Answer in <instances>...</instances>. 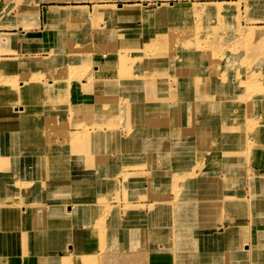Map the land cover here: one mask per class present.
<instances>
[{
    "label": "rangeland",
    "instance_id": "obj_1",
    "mask_svg": "<svg viewBox=\"0 0 264 264\" xmlns=\"http://www.w3.org/2000/svg\"><path fill=\"white\" fill-rule=\"evenodd\" d=\"M16 1L20 2L23 0ZM36 1L38 2L40 0ZM175 1H181L178 2L179 4L188 3V6H197V8L202 7L206 3H215L221 6L220 8L223 9L224 14L220 17H213L214 13L210 15H201L196 14L193 10H188L186 13L178 15L167 14L159 19H151L149 22L144 21L145 17L143 14L147 15L154 12L159 8V6L157 7L159 2L163 4L161 2L171 3ZM148 3H150V5ZM144 4L147 6L149 5L147 8H157L147 12L141 4L139 6L135 5L134 7H128V12L125 11L121 13L114 10L115 16L121 18L133 17L128 20H120L114 15H111L115 7L113 5L104 6V8L108 9V12L102 13L100 16H96L94 10L92 16L87 15L85 18H61L59 21L55 22L58 23L56 29L59 34L53 42L54 46L35 55L37 57L17 60L20 61V67H23L27 63L26 60L38 61L37 63H33L34 67H25V69L20 68L17 75L10 72L11 70L8 71L9 76L7 77L0 75V87H8L10 91L15 90L18 93V97H15L18 98V102L12 105L8 104V106L6 105L2 109H8L6 113H2V115L7 116V118L0 119H6L4 123H10V121L14 123L8 127L0 126L1 129L10 134L6 139L0 141V146L4 149H9L12 145L22 142L25 143L26 146L31 144L25 151L43 150L49 152L50 148L43 146L44 144L41 143L47 142L62 145L60 147L53 146V149H55L54 153L46 158L45 173L47 177L40 178L39 176L40 179H37V177L31 176L27 178L29 179L27 182L30 181L28 182L30 185L33 182H37L34 183L33 187L38 190L39 194L37 195H39V197L35 196V199H40V201L44 203L35 213L39 230L54 233L59 229L58 225L60 221L42 219L41 215L45 207H47V214H49V212L54 214L56 211L62 214L61 211L65 210V219L62 221L67 222L69 228L62 229L64 232L59 237L52 238L53 247L58 248V244L62 241V238H66L65 243L68 241L70 245L74 246V251L76 247V244H74L76 241V233L72 229L82 227L84 221L87 219L85 217L86 215L97 214L95 210L91 212L93 207L95 209V206L98 207V214L101 213L107 218V226L112 224L110 219V217L113 218L112 214L116 219H124L125 214H128L131 220L133 219L131 216L132 210L130 208L125 209L126 206H133L137 212V215L134 216V220L142 221L131 222L130 228L132 229V233L134 232V236L132 235L131 239H120L115 243L108 242L109 239L107 236L109 235L108 231L111 227L103 228L101 225L100 228L103 230L102 243L93 241L84 245L89 251L88 253L90 255L88 256H91L89 258L93 259V261L95 260L94 257L99 258L101 254L103 255L100 260L96 258L95 264H145L147 253L152 255L153 250L159 247L163 248L162 250L166 247L173 249L175 247V239H180L181 236H184V248L188 247L189 244L186 242H188V236L190 233L192 234L195 226L201 229L195 227L198 232H210L212 228L209 226L213 224L218 226L217 229H219V231L224 230L223 228L228 226L231 222L229 213H233V210L230 209L231 205L229 202L217 198H226L228 195H231L229 196L230 198H239L243 193L248 195L247 191H250L251 187L249 182L251 180L246 176H244L246 179L242 178L243 174L239 175L236 172L238 171L236 167L239 166L241 170H243L244 167L247 170L248 166L252 167L254 165L255 168H258V164L256 163L259 159L253 161L256 157H253L254 155L251 153L254 148H257L256 145L248 155L246 153H244V157L241 155L244 159L246 158V161L242 160L241 162L240 160H236L232 155H226L222 158V163L209 167L208 159H200V156L206 150H212L214 148L207 139V133L204 134L203 141H197L196 143L182 140L180 137L183 132L182 129L185 127V122H194V115L189 107H179L176 105V108H173L174 110H170L167 108L170 104H164L160 109L164 110L165 118L160 122H158V119L145 117L143 114L146 110L151 112L157 107V103L148 102L146 98L148 95L160 92L168 93L172 98L166 101L173 104L174 99L183 98L188 89L193 88L194 77H190L187 74L183 75L189 67L195 65L198 77L200 75L202 76V66L204 62L208 64L205 68H208L210 71L212 70L214 73H216V71L218 72L219 67L208 62L214 61L212 57L207 54V50L211 49V47H220L221 44L234 47V45L238 46V43H241L243 40L254 43L256 38H258V41L254 44L263 46L264 19L254 18L252 12L256 7L259 9L263 7L264 9V0H150L146 3L144 2ZM253 6L255 9L252 8ZM109 7H113V9L110 10ZM131 9L133 12H130ZM8 15L9 14L5 12L3 14V19L7 18ZM21 23H25L26 27L29 28L35 25L34 21H22ZM55 23L52 22L49 25L45 24L47 28L50 29ZM252 28H256L255 30L261 29V35L259 37L248 35L247 32L252 31ZM186 33L192 35L191 39L200 40V53L194 48L190 49L189 54L183 53L182 49L180 50V47L186 43L179 41L191 37V35H187ZM193 35L196 36V38L193 37ZM164 36L169 38V44L161 43L160 40L163 38L167 41ZM149 37H152L155 45H153ZM2 39L3 38H1V40ZM6 40L9 42L10 40L13 41L14 37L8 35ZM189 43L190 41H188V44ZM166 47L167 49L170 48L168 54H172L174 58V60H172V64H174L172 65V69L176 70V76L167 77V81H169L170 84L167 83L166 80L165 83L160 84L159 80L161 79L150 77L149 72L157 71L152 69H165V65L163 66L161 61L159 62V66L155 65V63L158 62V58L163 57V52L157 48ZM5 51L11 52L13 50L10 49ZM1 53L2 51H0V54ZM202 54L207 57L208 61ZM237 59L238 58L235 57L233 62H236ZM112 62L114 63L116 75H114V71L111 72L109 69L99 77L95 75V70L104 71V69H106V64L103 65L104 63ZM94 63H98V65L93 67ZM245 65H247V63H245ZM245 65L241 68L243 69ZM254 68H257L256 65ZM124 72H127L128 75H124V77L120 78ZM139 73H142V77H138ZM231 78L238 82L242 77L232 76ZM103 79L107 81L104 82L105 80ZM170 85L172 90H170ZM190 85L191 88H189ZM172 86L175 87V89ZM28 87H32L29 94L33 92V96L34 88L41 90L39 93L41 99H37L36 102L32 103L34 105L32 110L24 108V103L26 102L24 100V91ZM113 89H115L116 92L111 96H135V94L139 95L145 90L147 96H142L143 99L139 102L143 104L138 107L127 105L125 99L118 100L116 106V112H118V114L115 115L113 113L111 114V111L113 112L115 110V106L113 103H110L111 101L108 98L109 90ZM256 93L261 98L260 106L257 107V110L261 111L263 110L261 108V103L264 101V88L261 86ZM79 94L83 96H79ZM96 94L106 95L108 99L101 100V102L100 100H95ZM191 97L194 98L193 102L196 101L198 103L200 101L194 94H192ZM114 99L115 98H112V100ZM34 108H38V110ZM41 108L42 110H40ZM25 110L35 112V116L25 117L22 115V112H25ZM37 111L41 113H37ZM15 113L19 114V117H12ZM178 113H180V115ZM146 114L149 115L150 113ZM29 117L41 119L42 121L45 120V122L40 127L39 125L29 128L22 127L20 120H25ZM147 122L150 123L148 127L149 131H144L143 127L147 125ZM173 122H175V124H173ZM154 125L157 126L154 127ZM159 125H161V127H158ZM211 125V127H216L215 124L213 125L211 123ZM169 128L181 130L166 132ZM30 129L31 131L36 129L37 134L47 138L53 136L56 141L50 139L39 142H32L31 140L20 141L19 137L31 133ZM184 132L187 134L193 131ZM160 133L165 134L166 140L159 141L161 147L156 148L160 149L158 153H161L165 161L172 159L174 155H178V160L174 161L172 166L173 172L171 173L170 179L165 181V187L168 189L169 194L165 195V197L161 196L159 198H154L153 201L148 204V201L144 199L150 198L151 195L144 187L147 184L151 187V184L155 183V181L153 182L152 179H149L150 177L147 178V172H145L147 165L142 161H144V158L148 155L149 149L147 150V147L141 149L140 143L143 138H158L156 135ZM77 135L80 137L93 136V140L81 139L68 141L69 136L76 137ZM79 143L90 145L91 149L94 151L98 150L99 153L96 159L92 158V160L96 162V165L93 166L94 175L98 172L104 174L99 175L102 179L99 180L97 188L89 187L87 189L89 192L95 193V196L98 198H96L95 202L92 201L91 196L88 198L87 196L89 194L84 193L83 190V187L86 185L93 186L90 180L83 179V174L75 173L74 170L68 172L69 164L71 168L75 167L71 161L73 155L70 151L76 149ZM129 143H135V145L130 146ZM94 144H98V147H95ZM104 153L107 155H103ZM84 157H86V155H84ZM109 161L112 162L110 163ZM52 163H57L58 166H54ZM200 163L202 166H200ZM243 163H245V165ZM226 167L229 168V172L237 173L236 176L230 178H225L223 172L220 173L224 180H226V194L222 193L220 190H216L217 194L212 195L206 192H196L190 180L192 177L198 176L203 180H208L211 177L210 172L212 170H220ZM126 171L131 172L127 182H125L124 178V172ZM106 175L109 176V178ZM37 180H40L41 183ZM54 182H59V186L53 185L52 183ZM178 182L180 183L178 184ZM62 183L64 186H61ZM33 187H24V189L22 188L20 191L27 199H30L28 196L36 191ZM54 197L59 200L53 199ZM237 198H235L233 202H235ZM155 199H158V203H156ZM93 200H95V197ZM78 201H81L82 205H78ZM201 202H204L203 205L205 204L206 209L209 211L204 215L200 214L196 218H191V210L200 207ZM71 203L74 204V214L70 209L66 208V206H69ZM254 203L255 204L252 205L251 200L247 208L239 206L240 209L234 214V219H238V221L242 223L240 233L243 232L245 224L246 227L248 225V228H251L254 223V227L256 228L255 216L259 209V204L256 201H254ZM100 204L112 208L113 211L109 213L104 211L100 212ZM136 208H139V210ZM140 212L142 215H139ZM261 212L264 213L263 206H261ZM106 215H108V217ZM31 218V214L28 213L24 216V221L31 223ZM17 219H20V217ZM193 220L195 221L191 223ZM160 226L165 227V229H163L164 235L169 239V242L166 241L165 243L164 241H160L162 240ZM189 228H191V231ZM235 232L239 233L237 230ZM31 234L32 230L20 233V250L17 251L13 258L18 263L21 260L23 261L25 257H28L29 260L32 259L33 263H37L38 258L41 264H46L44 258L47 254L46 250L42 249L39 251L40 254L38 253L39 246L30 243ZM218 238H221V236ZM142 242L143 244L141 245ZM223 242H225L224 239L218 240V242L214 244ZM212 247V249H208V254L211 257L204 262L205 264H216V262H220L223 258L221 255L222 253L219 252L220 248L214 245ZM65 248L67 249V247L65 246L63 248L65 254L62 255L60 252L62 248H58V253L56 251L48 255L46 259L49 260L52 256L62 255L65 261H67L68 255ZM131 249H138L137 251L140 253L137 252L138 255L133 253L130 256L127 251ZM95 252L100 255L93 256ZM13 258L9 259L13 260ZM69 258L70 264H73L74 260L71 254H69ZM155 258L156 257L152 256V259L148 260V263L162 264L164 258H159L158 261H156ZM9 259L8 264H12L9 262ZM77 262H79V259ZM248 263L256 264L253 259H249Z\"/></svg>",
    "mask_w": 264,
    "mask_h": 264
},
{
    "label": "bare ground",
    "instance_id": "obj_2",
    "mask_svg": "<svg viewBox=\"0 0 264 264\" xmlns=\"http://www.w3.org/2000/svg\"><path fill=\"white\" fill-rule=\"evenodd\" d=\"M158 6L159 8L156 9L154 12L147 15L143 14V16L145 17L144 21L149 22L151 19H159L167 14L178 15V14L186 13L188 10H193V12H195L196 14H201V15H210L214 13L213 17H220L224 14L223 9L220 8L221 6L216 5L215 3H211V4L206 3L202 7H198V8L196 5H195L196 7H190L188 6V3L187 4L163 3V4H159ZM127 9H128L127 6L117 5L116 12H121V13L125 11L128 12ZM105 12L106 11L96 6L95 9L96 16H99L100 14ZM130 12H133L132 9L130 10ZM74 16L86 17L87 14L83 10V8L57 7V8H52V10L45 12V19H46L45 22L47 25H49L52 22L55 23L56 21H59V19L61 18L62 19L73 18ZM19 27H22V25H19ZM255 29L256 28H252V31L250 32L248 31L247 34L250 36L255 35L259 37L261 35L262 30L261 29L255 30ZM186 34L191 35L190 33H186ZM194 35L193 37L196 38L197 35L196 36ZM191 38L192 35L191 37H189V39H183L182 41H179L186 43L185 45L180 47V50L182 49L183 53L189 54L190 49L194 48L198 53H200L201 51V48L199 47L200 40L191 39ZM149 39H151V41L153 42L152 37H149ZM168 39L169 38L167 37L166 38L167 41H165L164 38L161 39L160 41L161 43L169 44L170 42ZM188 41H190L189 44ZM257 41L258 38H256L254 43H256ZM254 43H249L248 40H243L241 43L240 42L238 43V46L234 45V47L225 44L224 45L221 44L220 47L219 46L211 47V49L207 50L208 52L207 54L210 55V57H212V60L214 61H208L207 57H205L204 54H202V56L208 62L218 66L219 71L218 72L216 71V73H214L212 70L210 71L208 68H205L208 66V64L207 62H204L202 66V76L200 75L198 77L197 69L195 65L189 67V69L186 70L183 73V75L187 74L190 77L191 76L194 77L193 88L188 89V91L186 92L183 98L174 99V104L168 105L167 107L168 109L171 110L173 108H176L175 106L178 105L179 107H189L192 110V114L194 115V122L191 121L187 123L185 122V127L182 129L183 132L181 133L180 137L182 140L191 143H196L197 141L199 142L203 141L204 134L207 133V139L214 148L212 150H206L200 156V159L202 158L208 159L209 167L222 163V158L226 155H232L236 160H240L241 162L242 160L246 161V158L245 159L243 158L245 156L244 153L248 155L250 151L255 147V145L257 146V148H254L251 153H253L254 155L253 157H256L255 159H253V161L259 159L258 162L256 163L258 164V168H255L254 165L252 167L248 166L247 170L244 167L243 170H241L239 166L236 167V170H238L236 172L239 175L243 174L242 178L246 179V177H248L251 180L249 182L251 187L250 191L249 190L247 191L248 195L246 193L245 194L243 193L239 198L235 197L237 198L235 202H233L235 198L229 197L231 195H228V197L226 198H217L219 200L229 202V204L231 205L230 209L233 210V213H229L231 222L229 223L228 226H225L223 228L224 231L220 232L219 229H217L218 226L213 224L212 226H209L212 228L210 232L207 231L198 232L196 231L195 227L196 228L199 227L195 226L192 231V234L190 233L188 236V242H186L189 244L188 247L184 248L185 240L183 238L184 236H181L180 239L177 240L175 239L174 242L175 247L173 249L168 247H166L164 250H162L163 248L161 247L156 248L153 250L152 255L150 256L147 255L148 260H151L153 256L156 257L155 258L156 261H158L159 258H164L162 264H205L204 262L208 260L209 257H211L208 254V249L213 248L212 247L213 243L218 242V240L224 239L225 241L224 243H226V247L223 249V252L224 254L225 252H228L230 254L231 260L229 264H249L248 263L249 259L255 260L256 264H264V213L261 212V206L264 207V101H262L261 103L262 106L261 108L263 110L261 111L257 110V107L260 106L261 98L256 93V91L258 92L261 86L264 88V45L257 46ZM153 45H155L154 42ZM157 49L163 52V57L158 58V62L155 63V65L159 66L160 65L159 62L161 61L162 65L163 66L165 65V69L164 70L152 69L157 71L149 72V76L161 79L159 80L160 84L165 83V80L167 83L170 84V82L167 81V77L176 76V70L172 69L173 67L172 65H174L172 64V60H174V58L172 57V54H168L170 48L167 49L166 47V48H157ZM235 57H237L238 59L236 62H233ZM7 59L9 58H5V60ZM26 62L27 63L23 67L21 66L20 68H24V69L25 67L32 68L34 67L33 63H37L38 61L26 60ZM245 63H247V65H245ZM105 64H106V69H104V71L95 70V75L99 77L108 69L111 70V72L114 71L115 72L114 75L117 74L113 62L104 63L103 65ZM6 65L8 66V68L9 66H11V68L14 66V64L11 65L8 63H6ZM243 65H245V67L242 69L241 67ZM255 65L257 68H254ZM124 75H128L127 72L126 73L124 72V74L120 76V78L124 77ZM232 76H237L242 78L238 80V82H236L232 80L231 78ZM94 77L97 78L96 76ZM138 77H142V73H139ZM103 80H105L104 82L107 81L106 79ZM189 88H191V85L189 86ZM31 90L32 87H28L24 91L25 93L24 100L26 101L24 103V108L29 110H32L31 108L34 107L32 103L36 102L37 99H41V96H39L41 90H39L38 88H34V96L33 94H29ZM170 90H172L171 85H170ZM115 92H116L115 89L109 90V95H108V98L111 101L110 103H113L115 106V110L113 112L111 111V114L112 113L115 115L118 114V112H116L117 111L116 106L118 104L117 103L118 100L120 99H125L127 101V105L130 106L138 107L139 105L143 104L142 102L141 103L139 102L142 101L140 97L139 99H137L136 96H119V97L111 96L114 95ZM192 94H194L197 97V99H200L198 103L196 101L193 102L194 98L191 97ZM108 98L106 97V95L103 94L95 95V100H100V102L101 100H106ZM112 98L115 99L112 100ZM146 98L148 102L157 103V107H156L157 110L160 109L164 104H167L166 99H171L172 96H170V94L168 93L160 92L159 94L156 93V94L148 95ZM159 99L161 101H159ZM37 113H41V112L37 111ZM178 114L180 115V113ZM22 115H24L25 117L35 116V112L25 111L22 112ZM5 120L6 119L4 120L0 119V126L4 124ZM44 122L45 120L42 121L41 119H35L30 117L25 120H20L21 126L28 128L36 125H39L40 127L41 125L44 124ZM211 123L213 125L215 124L216 127H211L212 126ZM173 124H175V122H173ZM199 124H204V125H199ZM176 130H181V129L169 128L166 132H170V131L176 132ZM184 131L186 132L193 131V132L186 134ZM9 135L10 134L8 132L0 128V141L6 139ZM156 136H158L159 141L166 140L164 133L157 134ZM92 138L93 136L80 137L77 135L76 137L69 136L68 141H76L81 139L93 140ZM19 139L20 141L31 140L32 142H39L46 139L54 140V137L50 136V138H47L45 136L39 135L37 134V130L33 129L31 133L24 134V136L21 135ZM34 144H40V143H34ZM41 144H44L43 146L49 147L50 151L49 152H45L43 150L25 151L27 147L31 146V144L26 146V144L22 142L12 145L9 149H4L0 146L1 148L0 149V264H8V259L13 258L16 255L17 251L20 250L19 249L20 233L31 230H32V234L30 236V243L39 246L38 253L42 249L46 250L47 254L44 257L46 264H70L69 254H71V257L74 260L73 264H95V260L97 257H94L95 258L94 261L93 259H90L89 257L91 256H88L90 255L88 253L89 251L86 249V247H84V245L88 242H93V241H96L97 243L100 242L102 243L103 230L100 228L101 225L103 228L111 227V229L108 231L109 235L107 236V238L109 239L108 242L115 243L117 240L120 239L121 240L131 239L132 235L134 236V232L132 233V229L130 228L131 222L132 221L142 222V221L134 220V216L137 215V212L133 206H126L125 209L130 208L132 210L131 216L133 217V219L131 220L128 214L124 215V219L121 218L116 219L112 214V217L114 218L113 219L110 217L112 224L107 226L106 225L107 218H105V216L102 215L101 213L98 214V207L95 206V209L93 207L91 212L95 210L97 214H91L90 212L91 215L85 216L87 219L84 221L82 227L72 229L76 233L75 235L76 247L74 248V251L66 250V253L68 255L67 261H65L64 256H62L63 254L61 256L58 255L52 256L49 258V260L46 259L48 255L55 253L58 248H62V246L59 245L62 243L61 241L58 244V248L53 247L52 238L59 237L64 232L62 229L69 228V224L65 221H62L63 219H65L64 218L65 210L61 211L62 214H59L57 211L54 214H51L50 212L49 214H47V207L45 206H44L45 210L43 211L41 210L42 219L43 220L49 219L51 221H60L58 225L59 229L54 233H50L49 231H41L38 228V223H36V217H35L36 210H38L40 206H43L44 203L41 202L40 199H35V196L39 197V195H37L39 194L38 190L35 187H33L34 183L37 182H33L30 185L28 183L30 181L27 182V180H29L27 178L31 176L37 177V179H40L41 177H47V174L45 173L46 158H48V156H51L54 153L55 149H53V146L56 147L62 146L60 144L47 143V142ZM129 145L133 146L135 145V143L132 144L129 143ZM147 145L148 144L145 143V147H148ZM94 146L98 147V144H94ZM140 147L141 149L143 148L142 144L140 145ZM70 153L73 155V157H71L72 159L71 161L72 164L75 165V167L71 168L69 164L68 172H70V170H74L75 173H82L83 179L90 180L93 186L86 185L83 187V190L88 189L89 187L97 188L99 184V180L102 179V177L99 175L104 174L98 172L94 175L93 166L96 165V162L95 160H92V158L96 159V157L99 154L98 150L94 151L93 149H91L90 145L79 143L76 149H72ZM84 155H86V157H84ZM103 155H107V154L104 153ZM172 159L174 164V161L178 160V155H174ZM112 161L109 162L111 163ZM243 164L245 165V163ZM52 165L58 166L57 163H52ZM200 166H202L201 163ZM221 172H223L225 178H230L237 175L236 172H229V168L226 167L220 170H212L210 172L211 177L208 180H203L198 176H194L190 180L192 181V185L197 193L206 192L212 195V194H217L216 190H220L222 193L226 194L227 193L225 187L226 180H224L223 176H221L220 174ZM130 174L131 172H127V171L124 172L125 182L128 181L129 179L128 177ZM107 177L109 178V176ZM37 181L41 183L40 180ZM179 183L180 182H178V184ZM52 184L59 186V182H54ZM31 186L36 191L35 192L32 191L33 193L30 196H28L30 199H27L25 195L20 191V189L22 188L24 189V187H31ZM61 186H64V184L62 183ZM84 193L88 194V192H84ZM90 196L92 198V201L95 202L97 197L92 194ZM94 197L95 200H93ZM251 200H252V205L255 204L254 201H256L259 204L258 206L259 209L256 212V216H255L256 228L254 227V223L252 224L251 228H248V225L246 227L245 224L244 226L245 228L243 229V232L240 233L242 223L238 221V219H234V214L237 210L240 209L239 206H243L247 208V205L251 203ZM155 201L156 203H158V199H155ZM203 203L204 202L200 203L201 204L200 207L191 210V215H192L191 218L193 217L196 218L200 214L204 215L209 211L208 209H206V205L205 204L203 205ZM77 204L82 205V202L78 201ZM99 208H100L99 209L100 212L104 211L109 213L113 211L112 208L105 207L102 204L99 205ZM69 209L74 214L73 211L74 207H69ZM136 209L139 210V208ZM28 213H30L32 216L31 223L24 221V216ZM139 215H142V213L140 212ZM106 216L108 217V215ZM19 217L20 219H17ZM52 217L54 219H51ZM195 220H193L191 223H193ZM122 226H125L126 228ZM159 228L161 231V239H162L160 241H164L165 243L166 241L169 242V239L166 238V236L164 235L163 229H165V227L160 226ZM189 229L191 231V228ZM236 230L239 231V233L235 232ZM219 236H221V238H218ZM142 244L143 242L141 243V245ZM95 253L93 254V256L100 255L98 253L96 254ZM102 257L103 255L101 254V256L97 258V260H100ZM78 259L79 262H77ZM9 262H11L12 264H41L40 262L33 263L32 259L29 260L28 257H25L23 261L21 260L19 263L16 262L14 258L13 260L9 259Z\"/></svg>",
    "mask_w": 264,
    "mask_h": 264
},
{
    "label": "crops",
    "instance_id": "obj_3",
    "mask_svg": "<svg viewBox=\"0 0 264 264\" xmlns=\"http://www.w3.org/2000/svg\"><path fill=\"white\" fill-rule=\"evenodd\" d=\"M148 1H150V0H40L38 2L36 0H28V1L23 0L20 2H17L16 0H9V1L0 0V51H2V53L0 54V75L7 77V76H9L8 71H10V70H11L10 72H13L15 75H17L18 72L20 71V63H19L20 61H17V60H20L22 58L37 57L35 55L40 54V53L46 51L47 48L54 46L53 42L55 41L56 36L59 34V32L56 29L58 23L53 24V26L50 29L47 28V26L45 24L46 23L45 22L46 21V19H45V12L46 11H50V10H52V8H57V7L58 8H75V7H78V8H83V10L86 12V14L88 16H92L94 13V10L96 9V6L98 8H101L102 10L108 12V9L104 8V6L113 5V6H115L114 9H113V7H109V8H110V10L113 9V11L111 12V15L115 16L116 14H115L114 10L117 9V5L118 6H127V7L133 6L134 7L135 5L139 6L142 4L144 6V10L149 12V11L157 8L158 5L160 4V2H159L157 4V7L147 8L150 5V3H148L149 5L147 6L146 4H144V2L146 3ZM178 2H181V1H175V2H171V3H178ZM183 2H186V1H183ZM191 2H194V1H191ZM161 3H166V2H161ZM171 3H169V4H171ZM255 3H257V2H255ZM257 4H259V3H257ZM94 7H95V9H94ZM119 8H121V7H119ZM252 8L255 9L254 6ZM5 12H7L9 15L7 18L3 19V14ZM252 14H253L254 18L264 19L263 7H261L260 9L256 7V9L252 12ZM115 17L117 19H120V20H128L130 18H133V17L121 18L118 16H115ZM78 18H85V17H82V16L75 17L74 16L72 19H78ZM22 21H25V22L34 21L35 25L33 27L29 28V27H26L25 23H21ZM17 24H18V26H17ZM19 25H22V27H19ZM8 35H12L14 37V40L13 41L10 40V42L7 41L6 39H7ZM1 38H3V39L1 40ZM10 49L13 51H11V52L5 51V50H10ZM45 57H48V56H45ZM3 58L4 59L9 58V59L4 60ZM6 63L11 64V65L14 64L13 67H15V68H13V67L11 68V66H9V68H8ZM96 65H98V63L97 64L94 63L93 67H96ZM133 86H135V85H133ZM173 88L175 89V87H173ZM31 94H33V92ZM79 96H83V95L79 94ZM135 96L137 99H139V97L141 99H143L142 96L146 97L147 92L145 90L144 92H142L139 95L135 94ZM15 97H18V93L15 90L10 91L8 87L7 88L6 87H0V118H7V116L2 115V113H6L8 111V109H6L7 111L2 110V109L6 105L8 106V104L12 105V104L17 103L18 98H15ZM160 97H161V95H160ZM159 101H161V100L159 99ZM166 102L170 105L174 104V103L172 104L169 101H166ZM34 109L38 110V108H34ZM40 110H42V108ZM172 110H174V109H172ZM146 113H150V114L148 115ZM143 115L145 117H152L153 119H158V122L162 121L165 118L163 109H157V110L153 109L151 112H149V110H146V112ZM12 117H14V118L19 117V114L15 113L14 116H12ZM8 119H11V118H8ZM13 123H11V121H10V123L9 122L4 123L2 126L8 127V126H11ZM146 124L147 125L143 127V130L149 131L148 127H149L150 123L147 122ZM156 126L157 125H154V127H156ZM167 126H169V125H167ZM158 127H161V125H159ZM145 137H147V136H145ZM158 139L159 138L151 139V138L147 137V139H143L140 143V144H142L143 148L145 147V143L148 144L147 145L148 146L147 150L149 149L148 155L144 158V161H142V162H144V164L147 165V167L145 169L146 170L145 172H147V178L150 177L149 179H152L153 182L155 181V183L151 184V187H149V184H147L144 187V189L147 190L148 193L151 195L150 198L144 199L145 201H148L147 202L148 204L151 201H153L154 198H159L161 196L165 197V195L169 194L168 189H166V187H165V181L170 179L171 173L173 172L172 171L173 159H169L168 161H165L163 159V156L161 154L159 155V153H158L160 149H156V148L161 147L160 143L158 142L159 141ZM143 144H144V146H143ZM149 167H151V168H149ZM84 192H88V194H89L87 196L88 198L90 197L91 194L95 196V193L89 192L87 189H84ZM53 199L59 200V199H56V197H54ZM73 206H74V204L71 203L69 206L67 205L66 208L69 209V207H73ZM51 219H54V218L52 217ZM47 220L49 221V219H47ZM222 231H224V230H222ZM222 231H220V232H222ZM65 240H66V238H62V241H61L62 243L59 244L60 246H62V249L60 251L61 254H65V250H63V248L65 246L67 247V249H66L67 251L73 250V247H74V246L70 245L68 241H67V243H65ZM70 242H73V241H70ZM74 244H76V241L74 242ZM212 245H214L217 248H220L219 252L222 253L221 255L223 257L220 260V262H216V264H219V263L229 264V262L231 260L230 254L228 252H225V254H224V252H223V249L226 247V243H224V242L223 243H217V244L213 243ZM137 250L138 249H131V250H128L127 252H129L130 256L133 253H135V255H138L137 252L138 253H140V252ZM147 255L150 256L151 254L149 253ZM39 256H41V255H39ZM148 256H146L145 264H149L148 263ZM41 257H44V256H41ZM37 262L39 263L38 258H37Z\"/></svg>",
    "mask_w": 264,
    "mask_h": 264
}]
</instances>
